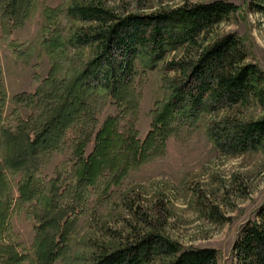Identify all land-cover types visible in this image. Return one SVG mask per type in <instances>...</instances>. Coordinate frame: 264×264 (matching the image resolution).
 <instances>
[{
  "label": "rangeland",
  "instance_id": "1",
  "mask_svg": "<svg viewBox=\"0 0 264 264\" xmlns=\"http://www.w3.org/2000/svg\"><path fill=\"white\" fill-rule=\"evenodd\" d=\"M214 1L219 0H32L23 23L13 24L1 19L5 2L0 0V77L5 90L0 106V164L7 182L1 195L8 196L12 204L3 242L21 255L17 264H34L37 259L34 240L41 216L39 201L42 195H51L54 187L59 194L57 209L64 218L56 234L63 250L52 264H90L100 250L151 230L182 248L215 249L218 264H240L233 246L243 226L260 221L258 212L264 202V147L226 154L215 146L207 128L225 115L242 120L263 117L264 107L257 99L203 114L193 125L184 124L166 138L165 146L151 147L143 160H122L123 142L131 135L140 144L144 142L151 130L152 111L169 92L165 79L175 73L164 70L165 62L182 57L186 48L167 54L152 69L136 65L134 108L118 105L106 96L94 97L89 109L66 128L57 148L40 151L16 170L3 163L2 129L15 133L24 127L30 136L35 135L37 125L47 121L49 108L60 102L47 93L92 55L91 47H68L54 56L47 50V41L53 36L67 37L84 25L68 15L71 3H100L126 15ZM221 1L236 9L213 28L209 39L234 34L243 44L245 62L256 64L264 73V0ZM45 9H55L56 16L47 20ZM108 118L116 119L118 143L111 148L110 157L117 162L104 165L89 180L78 172L79 159L85 161L93 152L97 133ZM81 141L84 146L79 150ZM28 178L33 191L25 199L20 186ZM66 219L65 241L61 242Z\"/></svg>",
  "mask_w": 264,
  "mask_h": 264
},
{
  "label": "trees",
  "instance_id": "2",
  "mask_svg": "<svg viewBox=\"0 0 264 264\" xmlns=\"http://www.w3.org/2000/svg\"><path fill=\"white\" fill-rule=\"evenodd\" d=\"M4 2L1 19L22 24L32 0ZM235 9L232 3L219 0L121 15L100 3H71L68 15L84 25L67 37L53 36L47 41V50L54 56L57 50L64 51L68 47H91L92 55L75 67L68 79L56 83V88L47 93L60 102L56 108H49L47 121L37 125L35 135L30 136L24 127L15 133L2 129L4 165L16 170L27 165L30 157L36 158L40 151L46 153L57 148L66 128L89 109L94 97L106 96L118 105L134 108L137 101L133 85L136 65L152 69L179 48H186V54L164 64V70L174 72L175 76L165 79L169 92L152 111L151 130L142 144L134 135L123 142V161L128 162L129 158L143 160L151 147L165 146L169 135L175 134L184 124L193 125L203 114L245 105L252 98L264 107V73L256 64L245 62L241 41L234 34L209 39L213 28ZM55 12V9H45L46 19L55 17ZM4 98L0 77V106ZM115 128L116 119L108 118L97 133L93 152L85 161L80 157L78 172L87 179H95L104 165L116 164V158L110 157L111 148L118 143ZM207 130L215 146L226 154H243L264 147V116L242 120L225 115L208 125ZM79 145L81 150L84 141ZM6 186V173L0 164L1 264H17L21 255L15 247L3 242L7 229L5 222L12 206L10 198L1 195V189H7ZM20 190L22 198L28 199L33 191L29 178ZM50 194L42 195L39 201L41 216L34 240L37 258L34 264H52L63 250L61 243L56 242L64 218L57 209V188L54 187ZM258 216L260 221L243 226L233 246L240 264H264V202ZM63 224L61 242L65 241L67 219ZM155 259L162 260V264H218L215 249L182 248L178 242L154 230L117 247L100 250L90 264H149Z\"/></svg>",
  "mask_w": 264,
  "mask_h": 264
}]
</instances>
